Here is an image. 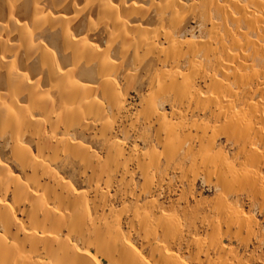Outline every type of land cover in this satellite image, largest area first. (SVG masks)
<instances>
[{"label":"bare ground","instance_id":"1","mask_svg":"<svg viewBox=\"0 0 264 264\" xmlns=\"http://www.w3.org/2000/svg\"><path fill=\"white\" fill-rule=\"evenodd\" d=\"M13 1L0 28V264H263L225 241L247 249L256 236L254 219L231 203L233 196H246L264 213V0L194 2L207 25L199 43L174 38L186 19L182 0L121 8L83 0L96 17L94 23L89 16L85 34L74 31L73 18L41 17L45 0H31V27L21 23ZM67 2L52 5L60 12ZM152 9L160 29L126 20L147 19ZM150 61V95L173 90L175 111L168 120L146 98L142 120L159 124V144L129 153L106 110L127 119L120 89L128 90ZM85 136L102 152L84 145ZM133 165L142 169L143 195L167 186L171 173L190 185L202 178L216 186L209 233L194 216L188 226L183 215L184 226L183 208L167 211L131 194ZM161 166L156 182L152 173Z\"/></svg>","mask_w":264,"mask_h":264},{"label":"rangeland","instance_id":"2","mask_svg":"<svg viewBox=\"0 0 264 264\" xmlns=\"http://www.w3.org/2000/svg\"><path fill=\"white\" fill-rule=\"evenodd\" d=\"M53 0H45L38 8V12H40L41 17H48V16H57V15H63L68 18H73L77 21V27H75V32H79L80 34L86 33V28L84 25L86 24L89 16L90 10L92 7L88 6V3H84L83 0H79L75 6L72 5L70 0L67 2L68 4L64 6L60 12H56L52 5ZM143 0H109V5H112L116 8H121L122 6H129L131 4H140ZM160 2V0H157ZM240 1V0H237ZM242 1V0H241ZM8 2L10 0H0V28L3 30L6 26V23L8 22ZM144 2V1H143ZM196 2L198 4L202 3V0H182L183 5L185 6V15L183 17H186L185 23L183 27L181 28L180 33L174 35L175 40H181L183 38L189 39L194 41L195 43H199L203 38L206 37V30L207 25L204 20H202L200 17H196L201 14H196L197 12L203 10V7L199 6L195 7L193 3ZM149 5V4H148ZM12 7L17 8V20H19L21 23H27L28 26L31 27V21L34 18V13L32 12L31 8V0H14L12 2ZM73 7H75L77 15L73 14ZM8 10V11H7ZM40 17V18H41ZM91 18L94 19V23L96 20V17H94L93 13L91 15ZM128 23L131 25H142L144 28L155 30L160 28L156 27V16H155V9H152L149 13V17L147 19H140L138 17L132 16L126 19ZM99 22H104L105 24L109 25L110 27L113 26V20H111L108 17L100 16L98 17ZM10 35V36H8ZM7 37L10 39V42L17 44L18 38L15 34L9 33L7 34ZM45 41H49V44H52L53 46L57 47L56 43L53 40V35L51 32H46L42 36ZM55 43V44H54ZM116 50V49H115ZM112 58H116V53L113 52ZM260 61L258 60L255 67L259 68ZM259 65V66H258ZM28 67H25L23 64H19V69L22 72L28 73L30 75L33 74L36 75V71L32 68L27 69ZM156 73V68L154 67V63L152 61L146 62V67H141L138 69L136 76L129 84L128 90L126 88L120 89V95L121 100H125L127 112L124 115L127 119L123 120L120 118L116 112L111 111L110 109L106 110L107 114L110 116L111 119H113L115 125H116V133H115V139L119 140L124 143L127 152L131 153L133 150L137 149V152L139 154H144L148 151L149 147L151 145L158 146L159 141L156 136V130L159 126L158 123H151V124H145L142 120V113L143 108L145 106V99L149 98L150 102L153 101L154 104L157 106L158 113L168 120H171L173 118V113L175 111V106L173 102L170 101L169 95L173 94V90H169L171 92L167 93H156L154 95L152 94V87H151V81L154 77V74ZM89 75V74H88ZM88 79V78H87ZM91 80V79H90ZM88 84H90V81H87ZM151 97L153 99H151ZM97 100L99 102L102 101V98H98ZM123 100V101H124ZM87 137V138H86ZM86 138V139H85ZM85 138H81L80 140L83 142L84 145H87L89 147H92L93 150L101 153V146L99 143H92V138L90 139L88 136H85ZM224 143V145H223ZM226 142L223 140L221 142L222 149L225 148L224 152L227 155L232 154L231 149L228 144L225 145ZM225 146V147H224ZM132 150V151H131ZM229 152V154H228ZM162 153V150L160 149V154ZM141 167H138L137 165L132 166V174L133 177V183L131 188V194L135 195H141L143 200H157L158 204L165 208V210H174L176 205V210L183 208V211L180 213L182 214L181 220H184L185 217H187V223L188 226L191 225L194 222L193 220L196 218L198 223V226L201 227L199 230L201 233H209L210 225L209 222L213 221L215 219L214 216V207L213 205L216 203V196L219 194V189L214 185H209L204 179H199L197 183L191 184L187 181L181 180L180 176L177 174H170L168 177L170 182L167 181V186H164L163 188H158L156 185L151 188L152 194L143 195L144 188L146 186L145 179L143 177ZM164 167L161 166V168L155 169V171L152 173L156 182L162 178L164 174ZM70 172V175H74V177H77L78 172H75L73 169L68 170ZM69 174V173H68ZM77 174V175H76ZM180 178V179H178ZM181 180V181H180ZM116 187L112 189V193L114 194L116 192ZM218 191V192H217ZM232 197L231 203L235 204L238 209H240L245 214L252 217L256 224V230L255 234L256 236L252 238V241L249 245V247L246 249L244 245H241L238 242H230L225 241V244L228 245L231 243V245L235 248H238V252L243 255H247V257H255L259 258V260L262 261L264 264V213L260 211L261 209L259 205H257L254 201L249 200L246 196H239ZM215 206V205H214ZM178 207V208H177ZM184 207L186 208L184 210ZM213 207V208H212ZM173 208V209H172ZM185 213L183 214V212ZM187 211V213H186ZM184 215V219H183ZM197 215V216H196ZM195 218H194V217ZM198 217L200 220H198ZM190 218V221H189ZM194 218V219H193ZM185 219V220H186ZM203 219H207V221L203 222ZM182 221L184 226L186 225V221ZM194 222V223H195ZM242 233L249 237V233L244 232L242 230ZM230 246V245H228ZM246 250V251H245Z\"/></svg>","mask_w":264,"mask_h":264}]
</instances>
